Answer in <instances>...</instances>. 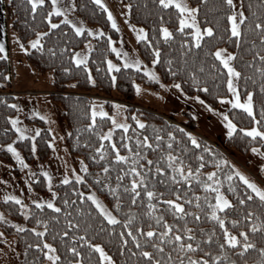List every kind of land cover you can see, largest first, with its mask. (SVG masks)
I'll list each match as a JSON object with an SVG mask.
<instances>
[{
  "label": "trees",
  "instance_id": "obj_1",
  "mask_svg": "<svg viewBox=\"0 0 264 264\" xmlns=\"http://www.w3.org/2000/svg\"><path fill=\"white\" fill-rule=\"evenodd\" d=\"M73 12L86 24L97 25L102 30L100 35L92 38V47L88 53L86 66L77 65L72 59L74 53L90 39L89 33L84 29L77 34L71 24L61 19V15L52 13V23L57 25L51 28L48 23V13L51 12L50 0H45L43 5H38L35 12L32 11L30 0H6L4 3L5 17L9 26L15 31L19 41L28 51H25V59L38 73L44 75L48 73L51 77V89L49 98L60 106V115L67 127L66 146L72 156H80L88 171L83 172V180L70 179L67 183L60 182L55 186L54 204L61 209L59 212L47 205L30 203L28 213L25 216V227L21 231L11 224L0 220V231L14 238L17 254V264H43L45 256L43 251L32 247L36 243L43 241L51 243L56 248L61 260L57 264H70L72 259H80L82 264H101L99 252L91 249L87 242H82L86 237L92 244H100L104 250L112 257L115 264H148V258L141 255L142 250L151 251L162 261L165 260L168 252H171L173 261L183 259L187 264L189 257L198 258L205 256L209 259L212 254L219 255L221 252L230 260H235L236 264H262L264 254L259 249L264 247V201L256 197L243 181L232 176L231 181L226 177L234 171L232 160L226 151H234L239 155H246L254 146L264 149V138L250 137L240 131L244 128L258 127L264 131V117L260 115V109L264 106V61L260 56H264V41L260 36L264 35L260 29L255 27V20L264 22V0H240V8L243 7L247 19L242 23V35L237 38L230 35V22L227 15L231 8L225 0H187L195 8H198L197 21L201 28L212 26L214 33L211 36L205 34L201 44L196 45L191 37L192 28L185 26L184 31H180L179 10L173 5L167 8L159 4V0H122L128 7V20L137 26H141L147 31V40L138 39L136 46L141 58L146 63H152L156 59V54L152 49L159 48V59L153 64L159 81L152 80L145 72L139 68L121 66L112 71L108 70L107 59H115L111 43L118 41V31L112 27L107 18V13L94 0H71ZM251 5V7H249ZM161 25L172 31L171 38H165L161 33ZM39 32L46 33L40 37L41 44L36 48L28 47V40ZM184 41H189L185 44ZM217 48L227 49L237 53L232 63L241 76L236 78V84L241 100L247 97V92H253V108L255 121L247 111L231 107L227 114L234 123L237 124V131L232 136L226 137L223 141V148L206 136L201 134L198 126L187 111H182V120L168 119L169 116L138 107L134 104L135 85L151 87L157 90L161 83L174 84L180 82L183 93L187 96L201 97L206 105L217 108L220 100L218 96L228 95L227 70L215 56ZM259 53V56L257 55ZM11 65L8 56L0 54V160L13 164V158L9 151L3 147L5 143L12 142L18 148L26 161L31 162L35 158L43 160L49 154L50 132L46 128L42 119L30 118L40 124V130L33 140L30 137L15 139V131L11 124L10 117L15 113V96L6 92L10 89ZM91 75L92 80H89ZM116 80L113 82L112 77ZM92 81H95L94 83ZM207 87L208 91H205ZM181 90V89H180ZM100 93L107 96H116L124 102L126 106V118L129 127L127 130L115 127L111 132V139H101L104 133L110 128L111 121L108 115H91L93 99L88 93ZM110 110L111 101H103ZM135 114L137 119L146 122L144 128H140L133 119ZM93 120L95 121L93 123ZM256 121H259L257 123ZM92 124L89 128L88 125ZM183 129L184 132L179 131ZM196 131V132H195ZM167 132H174L176 139L172 145L168 144ZM192 133L200 144V147L192 145L186 133ZM160 135L162 139L156 141L155 136ZM149 138L153 147L147 152L141 149L140 157L136 166L146 177L145 181L138 183L135 190L131 187V180L139 177L130 173L129 161L133 159L128 152L126 145L130 144L132 150H137L136 140ZM115 143L120 148L121 154L126 155V161H115V149L111 147ZM156 143L159 148L154 147ZM35 144V150H33ZM103 146V153H97L96 148ZM187 148V151H185ZM204 148H210L212 152H204ZM171 152L184 162V169L187 172L191 166L193 173L199 167L201 161L198 157L203 155L205 161L200 168L199 180L192 179L189 184L180 178L172 169L167 166L166 153ZM212 153H216L213 157ZM95 157V159H93ZM163 157V158H161ZM229 161L228 164L207 163L209 159ZM147 160H152L149 165ZM159 160V167L165 168L164 173L156 172V161ZM111 165L109 171L105 173L103 168ZM139 165H144L139 168ZM216 171L215 177H208L206 173ZM14 171L17 173L16 168ZM123 173L122 180L118 177ZM172 175H177L173 181ZM264 185V165L255 174ZM99 176L98 181L96 177ZM31 179L32 187L44 193L46 190L42 175H33ZM219 181V185L216 184ZM203 183H211L212 189H205ZM220 188L232 201V204L224 210H218V215L224 219V227L236 234L241 245L243 237L241 231L248 233L249 242L254 247L241 254L238 246L225 244L224 249L219 245L225 243L223 228L217 220L210 217V205L214 203L215 192L213 189ZM234 187L235 191H229ZM94 189L103 201L112 209L117 220L115 223L108 221L104 215L96 208L94 203L86 195V191ZM156 193L152 198L147 197L146 192ZM139 192V196L136 193ZM244 203H240V198ZM252 199H247L248 196ZM83 197V198H81ZM135 197V202H133ZM120 207L117 208V201ZM175 200L184 205L183 210L177 215L174 205H169L167 201ZM67 201V203H65ZM191 201V202H190ZM155 205L150 208L149 205ZM0 210L11 219H21L20 204L13 200H0ZM194 213L199 214L197 218ZM251 217L249 219L248 217ZM162 217L160 223L157 220ZM47 220L48 231L43 237L32 232V228L43 230L44 224H36V220ZM124 221H129L127 227ZM164 221L172 226V232L160 241V233L165 231ZM236 221L237 223H233ZM67 222H71V227ZM79 225V227H77ZM260 225V227H256ZM129 228L132 235L137 237L140 247H136V241L128 234ZM155 229L152 237L146 236V232ZM190 229L195 239H191L184 234V229ZM253 228L256 230L253 231ZM138 229L140 231H138ZM203 230V231H201ZM67 232L68 235H62ZM121 233L124 235L121 236ZM183 236V242L197 241L200 247L190 250L180 257L178 245L173 240L174 234ZM77 239L73 240L72 237ZM212 236V240L206 239ZM127 240V244L124 241ZM169 241H172L169 243ZM163 243L164 253H158L152 247L153 244ZM76 248L81 253L74 257L69 248ZM46 251V249H44ZM212 264H227L224 258L221 261H212Z\"/></svg>",
  "mask_w": 264,
  "mask_h": 264
},
{
  "label": "snow or ice",
  "instance_id": "obj_2",
  "mask_svg": "<svg viewBox=\"0 0 264 264\" xmlns=\"http://www.w3.org/2000/svg\"><path fill=\"white\" fill-rule=\"evenodd\" d=\"M45 2V0H30L31 3V7H32V11L35 12L37 9L38 5H43ZM94 3L96 5L101 6L102 8H104V10L107 12V18L109 21H111L112 23V27L113 28H117V24L115 21V18L113 17V14L110 10H108L107 5L104 3V0H94ZM225 3L230 6L231 8V12L230 14L227 15V20L230 22V35L232 37L237 38V46H239V38L242 35V28L241 25L242 23L247 19V17L245 16V12L243 10V7L241 8H236L234 6V0H225ZM159 4L162 5L163 7L167 8L169 5H174L176 9L179 10V25L180 31H184V27L186 25H190L192 29H194L193 32H191V37L195 40L196 45H200L201 44V40L202 37L205 36V34H207L208 36H211L214 33V28L212 26H207L204 27L203 29L201 28L200 24L197 21V12H198V8L195 7H190L187 3L182 2V0H159ZM52 10L51 12L48 13L47 17H45L48 20V23L51 25V28H56L57 25L55 23H52L51 20V16L52 13H61L63 11V9L61 7L58 6L57 4V0H52ZM75 4H72L71 7H75ZM127 7H131V5H128ZM249 7H251V5H249ZM64 20L69 23L72 24V27L75 29L77 34H80L84 31L83 26L81 27H77L76 24H73L71 20L68 19L67 15H65ZM129 27L133 28V30L136 32V36L137 39H144L147 40V31L144 28H137L135 25L129 24ZM255 27L257 29H260L262 32H264V22H261L260 20H255ZM89 32H92L91 29H88ZM102 31V30H101ZM161 33L162 35L167 39V38H171L173 33L172 31L169 30L168 27L161 25ZM95 35H100L101 32H96L94 33ZM46 33L44 32H40L36 35V38L29 41V43L31 44L32 48H36L37 46H39L41 44V40L40 37L45 36ZM260 40L264 41V35L260 36ZM109 43H112L111 38H109ZM185 44L189 43V41H184ZM21 47L23 48V45H21ZM25 51H28V49H24ZM4 51V45L3 43H0V52ZM112 51L116 52L118 55L120 53V49H117L115 47L112 48ZM152 51L156 54V59H153L152 63L155 64L157 62V60L159 59V53H160V49L159 48H153ZM237 53L235 52H228L227 49H222V48H217L215 50V56L219 59V61L223 64L224 68L227 69V89L228 91L231 93V99L228 95H220L218 96V99L221 102H230L232 105H234L237 108L240 109H244L247 111V113L252 116L253 120L255 121V113H254V108H253V92L252 91H248L247 92V97L246 99H244L243 101L241 100L240 97V93L238 90V86L235 83V79L234 78H239L241 76V72L237 70L236 67H234L232 61L233 59L236 57ZM257 55L259 56V53H257ZM127 56V53H125V57ZM125 57H122V59H124ZM72 59L75 60L77 65L80 64H84L86 66V57L84 58H80L79 56H73ZM260 59L262 61H264V56H260ZM108 70L112 71L113 69H117L120 67L119 64H115L113 63L111 60H108ZM142 61L139 60V58L136 59L135 62L131 63V67L134 68H139L141 65ZM129 63L126 60L124 67H128ZM144 71L148 72V76L153 79L156 80L158 79L157 75L153 72V71H149L147 69H144ZM89 80H92L91 75H89ZM113 82H115L116 77L113 76L112 77ZM93 83L95 81H92ZM177 89H181V91H183V89L181 88V84L180 82H176L174 85ZM137 87V91L140 90V86L136 85ZM161 87H169L167 85H161ZM205 91H208L207 87H205L204 89ZM261 92H264V86L261 87ZM157 95H159V93H157ZM195 99L200 100L201 97L197 96L195 97ZM203 102V101H202ZM208 108L210 110L215 111V109H212L211 105H207ZM12 107H17V105L13 104ZM220 116L224 119V121L227 124V129H228V135L232 136L234 132L237 131V124L233 122L232 119L229 118L227 113L221 112L219 113ZM93 118L97 115V113L95 112V110H93ZM99 115L101 116H106L107 113L101 111L99 113ZM260 115L261 117H264V106L261 107L260 109ZM11 121H12V126L14 128H16V131L20 134L18 139L23 138L25 133L24 131L17 127V120L15 117H10ZM133 119L136 121V123L139 125L140 128H144L146 126V122L140 119H137L135 114H133ZM95 121L93 120V123ZM257 123H259V121H256ZM115 123V121H114ZM89 128L92 127V124L88 125ZM116 127L122 128L127 130V128L129 127V125L127 123H120V124H116ZM111 129H109V133L106 137H101V139H111ZM179 131L184 132L183 129H179ZM240 131L246 133L248 136L250 137H260V138H264V131H262L260 128L258 127H250V128H244L241 129ZM39 132V130H37V133ZM187 137L190 138L191 144L192 145H196L197 147H200V144L197 140V138L195 136H193L192 133L188 132L186 133ZM167 137H168V144L169 146L172 145V141L176 139L175 133L174 132H167ZM33 140H35V137L32 138ZM156 141H160L162 139V137L160 135H156L155 136ZM136 145H137V150L133 151L132 150V146L130 144L126 145L128 152L131 154V156L133 157V159L131 161H129L130 166L131 165H136L137 164V160L140 157L141 154V149L143 150V152H147L148 148L153 147V144L149 141V138L147 136H144L143 139H137L136 140ZM5 147L7 149H9L12 153L15 154L16 158L18 160H23V158L20 156L19 152L17 151V149L14 147L13 143H9L6 144ZM111 147L113 149H115V155L113 157V159L115 161H126L128 159V157L126 155H122L120 148L117 147V145L115 143H112ZM154 147L159 148L160 144L156 143L154 145ZM33 150H35V144H33ZM204 152H212V150L210 148H204L203 149ZM97 153H103V146H101L100 148H96L95 150ZM185 151H187V148H185ZM253 152H259V154L261 156H264V151H261L259 148L257 147H253L252 148ZM213 157L216 156V153H212ZM167 156V166L169 168L172 169L173 173H176L180 178L186 180L189 184L192 183V179L195 178L196 180L200 179V176L198 175L200 168L203 167V162L205 161V157L203 155H200L198 157L199 161H201L199 167L196 168V172L193 173L191 166L188 167L187 172H185L184 169V162L182 160H180L179 163H177L176 161H178V159H180L178 156L173 155L171 152L166 153ZM163 158V157H161ZM93 159H95V157H93ZM147 163L149 165L153 164L152 160H147ZM156 172L158 173H164L165 172V168L163 167H159V160H157L156 162ZM207 163H215L217 165L219 164H228L230 163L227 160L224 159H219V160H213V159H209L207 161ZM81 166L83 168V170L85 172L88 171L87 165H84L83 161H81ZM111 167V165H106L103 168V171L105 173H107L109 171V168ZM144 165H139V168H143ZM232 168H235V165H232ZM130 173L131 174H135V176L139 177V181L137 179H132L131 180V187L133 190L136 189L138 183H142L145 181L146 177L138 170V167L136 166H131L130 167ZM45 176H48V173L45 172L44 173ZM177 175H172L171 179L173 181H175L177 179ZM206 175L210 178L215 177L216 175V171L213 170L212 172H208L206 173ZM232 176H236L239 178V180L243 181L244 185L247 186V189H250L252 193L255 194L256 197H259V199L261 201H264V188L258 186L253 180L249 179L245 174H243L242 172H240L239 170L234 171L230 176H227L226 179L231 181ZM124 178L123 173L118 177V179L122 180ZM68 177H65L64 183L68 182ZM77 180H83V176L77 175L76 176ZM96 179L99 181L100 177L97 176ZM49 181H51V177H49ZM219 181H216V184L219 185ZM203 187L205 189H212L213 185L211 183H203ZM213 191L215 192V202L213 204L210 205L211 207V211L209 213L210 217L217 220L218 223L220 224V226L223 228V236H224V240L225 243H222L219 245L220 249H224L225 244L227 245H231V246H238V251L243 254L246 252V250L254 247V245L252 243L249 242V238H248V233L245 231H241L240 232V236L243 237V244L241 245V241L239 239V237L230 232L228 228L224 227V219H222L220 217V215H218V210H224L227 209L231 204L232 201L228 198L227 195H225L222 191H220V188L217 186L215 189H213ZM229 191H235L234 187H230ZM53 195H55V193H53ZM93 203H95V206L97 209L100 210V212L111 222V223H115L117 220V217L115 215H113V213L106 208L102 202L99 201V199L96 197V195L94 193H90L89 194ZM147 197L152 198L154 195H156V193H154L153 191H147L146 192ZM237 197L240 198V194L236 193ZM136 196H139V192L136 193ZM83 198V197H81ZM13 200L16 201L18 204H20L21 209L23 210L26 205L20 203V197L18 196H5V200ZM247 199H252V197L249 195L247 197ZM133 202H135V197H133ZM191 202V201H190ZM245 201L243 198H240V203L243 204ZM34 204H37V206H41L42 204L46 203L47 206L49 208H54L56 209L57 212H59L61 209L57 208V206L52 202V200H47V201H33ZM65 203H67V201H65ZM167 203L169 205H174V210L177 212V215L180 214V211L183 210L184 205L181 203H177L175 200H169L167 201ZM116 207L119 208L120 207V201H117ZM150 208L155 207V205L150 204L149 205ZM30 215V213L25 212V216ZM194 215L199 218V214L198 213H194ZM249 219H251V217H248ZM163 218L160 217L157 220V223H160V220H162ZM0 220H6V217H4V215L2 213H0ZM9 223H11V221H8ZM68 226L71 227V222H67ZM129 221H124L125 226L127 227ZM233 223H237L236 221H233ZM36 224H44L45 227L43 228V230H39L37 228H32L31 231L36 233L38 236L43 237L44 234L48 231V228L46 227V225L48 224L47 220H40L37 219L36 220ZM16 227L18 229H20L21 231L23 230V228L17 224ZM77 227H79V225H77ZM256 227H260V225H257ZM164 228L165 231L160 233V241H164L165 238L169 235V233L172 232V226L169 225L167 223V221H164ZM256 229L253 228V231H255ZM138 231H140L138 229ZM203 231V230H201ZM155 232V229L150 228L147 232H146V236L148 237H152L153 234ZM128 234L130 236H132V240L136 241V247H140V243L137 240V237L132 235V230L131 228H129ZM184 234L187 235L188 237H190L191 239H195V237L193 236V233L190 229L185 228L184 229ZM3 233H0V236H2ZM62 235L67 236L68 233L67 232H63ZM124 234L121 233V236H123ZM73 240L77 239L76 236L72 237ZM183 236H181L179 233L174 234L173 236V240L177 243L178 245V250H179V254L180 257H183L185 255L186 252L190 251V250H194L200 247V243L199 241H197L195 244H193L192 242H188V243H184L183 242ZM207 240L211 241L212 240V236H207L206 237ZM82 242H87L90 244L91 249H95L99 252L100 254V259L102 261H108L110 262V264H115V261L112 259V257L104 250V248L100 245V244H92L90 241L86 240L85 238H82ZM172 241H169V243H171ZM125 244H127V240L124 241ZM32 247L36 248V249H40L41 251H43L44 256L47 258L48 261L51 262V264H57L58 261L61 260L60 255L57 254L56 248L54 247L53 244L48 243L47 241H43V247L41 245V243H36L34 245H32ZM152 247L154 249L157 250L158 253L163 254L164 253V244L163 243H156L153 244ZM44 249H47V251H44ZM68 251H70L71 253H73L74 257H78L81 255L80 252H78V250L76 248H69ZM261 254H264V247L259 249ZM141 255L144 257L148 258V264H184V260L183 259H177L175 261H173L172 258V254L171 252H168L166 255L165 260H161L160 258H158L157 256H155L153 254V252L151 251H146V250H142ZM224 258V260L227 261V264H236L235 260H230L228 259L227 256L224 255L223 252H221L219 255H215L212 254L211 257L209 259H206L205 256H200L198 258H194V257H189L187 259V264H212V261H221V258ZM70 264H82V261L80 259H72ZM244 264H247V261L244 262ZM262 264H264V262H262Z\"/></svg>",
  "mask_w": 264,
  "mask_h": 264
},
{
  "label": "rangeland",
  "instance_id": "obj_3",
  "mask_svg": "<svg viewBox=\"0 0 264 264\" xmlns=\"http://www.w3.org/2000/svg\"><path fill=\"white\" fill-rule=\"evenodd\" d=\"M105 1H106L108 10L112 12L113 17L115 18L117 26L121 29V35L120 37H118L117 43H113V42L111 43V49L115 47L121 50L119 55L116 52H114L118 59L115 60V59L109 58L107 59V62L108 60H111L115 64L124 66L125 61L127 60L129 63V66L131 67V63L135 62L136 59L139 58V60L142 61L139 69L143 71L144 69L153 71L158 77L156 81H159V76L153 66V63L144 62L140 56V53L136 46V43L138 40L136 36V32L134 31L129 32L128 30L124 28L125 23L132 24L128 20L127 16L124 19L122 18L123 13L124 14L127 13L128 15L127 5L123 3L122 0H105ZM182 2L187 3L190 7H194L187 0H182ZM67 11L66 12L64 11L63 16H62L63 19L65 15H67L68 19L71 20L73 24H76V26H77V21L82 22L83 25L85 24L86 31L90 35V39L87 40L83 44V46L80 48V50L76 54V56H79L80 58L86 57V60H87L88 53L92 47V38L96 36L94 33L101 32V29L97 25L91 26L81 21V19L73 12V7L68 8ZM135 26L137 28H141V26H137V25ZM187 26H190V25H187ZM9 28L11 27L9 26ZM88 29H91L92 32H89ZM193 31L194 29H192V32ZM14 38H15V43L10 41L9 42L10 44L8 46L9 60L11 62L10 77L14 81L17 75L22 83L26 81H28L29 83L33 82L34 84L31 85V87L34 89L35 93L31 95H28V94H20L21 96L19 94L15 95L14 104L17 105V107H15V113L11 117L16 118L17 120L16 126L21 128L24 131L25 133L24 137L33 138L34 136L38 134L37 130H40V127H41L39 123L35 121H29L28 119L30 118L31 119L32 118L42 119L45 123L46 128L50 132L49 154L43 160L35 158L33 161L28 162L24 158L22 152L14 146L19 152L20 156L23 158L21 162V160H18L16 158L14 153H12L9 149L5 147L6 144H9L12 142H8L3 145V147L7 149L9 153L11 154L13 158V164L0 160V200H5V196L15 195V196L20 197V203L26 205V207L23 210L20 207L22 218L17 219V220L11 219L5 216L1 210H0V213H2L4 217H6V220H3V221L7 223H9L8 221H11V223L9 224L14 226L15 228H17L16 227L17 224H19L22 228H24L25 227V220H24L25 212H28V205L30 203H33V201H47V200H52V202L54 203L53 193H55L56 184L60 182H64L65 177H68L69 178L68 180H70V179H76L77 175L83 176L84 170L81 166V161H83V159L80 156H72L67 149L66 142H65L66 135H67V127L63 119L61 118L60 106L56 102L52 101L48 96V92L51 89L50 75L48 73L42 75L32 68V66L26 61L25 56H24L25 46L19 41L18 37H14ZM35 38H36V35L33 38L28 40V47H32L29 41ZM21 45H23V48L21 47ZM125 53H127L126 57H125ZM122 57H125V58L122 59ZM107 66H108V63H107ZM144 72L148 76V72L147 71H144ZM36 83H39V84H36ZM10 88H13L12 85ZM147 90H149L150 94L146 95L145 97L148 99H152L153 101L158 103V101L160 100L161 93L157 95L158 92L151 87H149V89ZM228 96L231 99V93ZM138 98H139V94L137 95L136 100L134 99V104L139 107V104L141 105L142 102L139 101ZM149 105H152V104H149ZM149 107L154 108L157 106L155 105V106H149ZM159 109L161 110L162 108L159 106ZM214 109L216 110V108ZM93 110H95V112L97 113L96 116H101L99 115L101 111L107 113L111 121V126L109 128L111 130L116 127V124H120V123L128 124L127 118H126V106L124 105V103L113 102L112 107L109 110L108 107L105 105V103H103L101 100L94 99L92 102V106H91V115L93 113ZM157 113H160V112H157ZM160 114L169 116L168 113H160ZM182 118L183 117L181 114L168 117V119H174L178 121H181ZM11 124H12V121H11ZM197 125H198V130L201 134H203L204 136H206L208 139L212 141L216 139L215 137L205 132L198 123ZM13 129L15 131L14 138L18 139L20 134L16 131V128L13 127ZM109 129L104 133V137L108 135ZM217 144L221 145L223 150H225V148L222 145L223 143H217ZM226 153L231 158L233 165H235V168H234L235 170H239L240 172L245 174L249 179L253 180L258 186L263 188L262 184L259 181V178L255 175V173H251L248 166L246 165L242 166L235 160V158L233 157L234 151L233 152L226 151ZM14 168H16L17 173L14 171ZM45 172L48 173V176L44 175ZM36 174L42 175L44 179V183L46 187V190L44 193H40L32 187L31 179H33L32 176ZM49 177H51V181H49ZM90 193H94L96 197L99 199V201L102 202V204L106 208H108L113 213V215H115L112 209L103 201V199L94 189L89 188L86 191V195L92 201L89 195ZM44 204L47 205L46 203ZM0 233L2 232L0 231ZM101 263L110 264V262L102 261V260H101ZM0 264H17V254H16V249H15L14 238L11 236H6L4 234L0 236ZM43 264H51V262L48 261L47 258L45 257Z\"/></svg>",
  "mask_w": 264,
  "mask_h": 264
},
{
  "label": "crops",
  "instance_id": "obj_4",
  "mask_svg": "<svg viewBox=\"0 0 264 264\" xmlns=\"http://www.w3.org/2000/svg\"><path fill=\"white\" fill-rule=\"evenodd\" d=\"M5 1L6 0H0V43H3V45H4V51L0 52V54L6 55L9 58V51H8V46L10 44L9 42L12 41L15 43L14 37H17V35L12 28H9V24L6 20L5 11H4V7H3ZM50 2H51V10H52V7H53L52 0H50ZM104 3L106 4L105 0H104ZM57 4L59 7H61L63 9V11L61 13H57V14H60L61 19L64 20L62 17L63 13H64V11L66 12L68 10V8L71 7L72 1L71 0H57ZM234 4H235L236 8H240V0H234ZM126 16L128 17L127 13L122 14L123 19L126 18ZM110 23H111V21H110ZM111 25H112V23H111ZM132 25H134V24H132ZM77 26L78 27L83 26V28L86 30V26H85V24L83 25L82 22L77 21ZM124 28L126 30H128L129 32L134 31L133 28L129 27V24H126V23L124 24ZM115 29L118 31V35L120 37L121 29L118 26ZM12 31H14V32H12ZM79 50H77L73 56H76V54ZM24 56H25V50H24ZM74 62H75V60H74ZM10 65H11V62H10ZM234 79H235V83H236V78H234ZM11 82H12V87L15 90L33 89L31 87V85L34 84L33 82L29 83L28 81H26V82L22 83L17 75H16V79H14V81L12 79ZM36 84H39V83H36ZM136 85L140 86L139 91H137ZM136 85H135V100L137 98V95L139 94L138 99H139V101L142 102L141 105L139 104V107L149 109L152 111H156V112H160V113H169V114H173V115H179L182 111H187L192 115L196 124L198 123L205 132H207L208 134H210L211 136L216 138L213 140L214 142L223 143V141L226 139V137L229 136L227 124L224 121V119L220 116L219 113H221V112L226 113L229 108L235 107L230 102H221L220 101L216 110L213 111V110H210L208 108V106L204 102H202L201 100H197V99H195V97L185 95L180 89H177L174 86V84L163 83V84H160L159 88L156 90L158 93H161L160 100L157 103V102L153 101L152 99H148L145 97L146 95L150 94L149 90H147V89H149V87L142 86L140 84H136ZM161 85H167L169 87H161ZM229 94H230V92L228 93V95ZM16 95H18V94H16ZM149 104H152V105H149ZM155 105L157 107H154V108L149 107V106H155ZM159 106L162 108L161 110L159 109ZM155 108H157V109H155ZM212 109H214V108H212ZM254 147H257L261 151H264V149H262L258 146H254ZM252 148L247 152L246 155H239L238 153L234 152L233 157L235 158V160L240 165L248 166L250 172L256 174L257 172H259L261 170V168L264 165V156H261L259 154V152H253ZM236 155H237V157H236ZM260 183L262 184V186L264 188L263 183L261 181H260Z\"/></svg>",
  "mask_w": 264,
  "mask_h": 264
},
{
  "label": "built area",
  "instance_id": "obj_5",
  "mask_svg": "<svg viewBox=\"0 0 264 264\" xmlns=\"http://www.w3.org/2000/svg\"><path fill=\"white\" fill-rule=\"evenodd\" d=\"M8 93H11V94H28V95H31V94H34L35 91L34 89H25V90H15L14 88L6 91ZM89 96H91L92 98L94 99H99V100H102V101H111V102H121V103H124L122 100H120L119 98L117 97H114V96H107V95H103V94H98V93H94V92H91V93H88Z\"/></svg>",
  "mask_w": 264,
  "mask_h": 264
}]
</instances>
